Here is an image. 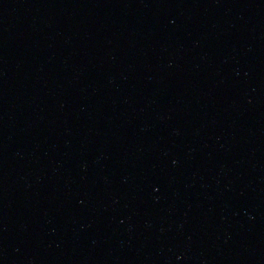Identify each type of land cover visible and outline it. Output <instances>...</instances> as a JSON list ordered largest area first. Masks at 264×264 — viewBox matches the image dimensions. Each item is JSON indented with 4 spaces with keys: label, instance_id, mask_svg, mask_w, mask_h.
Listing matches in <instances>:
<instances>
[{
    "label": "water",
    "instance_id": "1",
    "mask_svg": "<svg viewBox=\"0 0 264 264\" xmlns=\"http://www.w3.org/2000/svg\"><path fill=\"white\" fill-rule=\"evenodd\" d=\"M0 264H264V0H0Z\"/></svg>",
    "mask_w": 264,
    "mask_h": 264
}]
</instances>
